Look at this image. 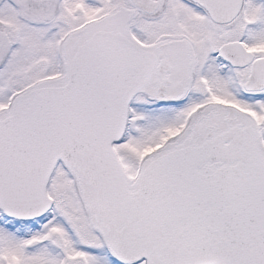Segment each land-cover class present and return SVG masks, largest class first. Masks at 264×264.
<instances>
[{
	"label": "snow or ice",
	"instance_id": "1",
	"mask_svg": "<svg viewBox=\"0 0 264 264\" xmlns=\"http://www.w3.org/2000/svg\"><path fill=\"white\" fill-rule=\"evenodd\" d=\"M0 264H264V0H0Z\"/></svg>",
	"mask_w": 264,
	"mask_h": 264
}]
</instances>
